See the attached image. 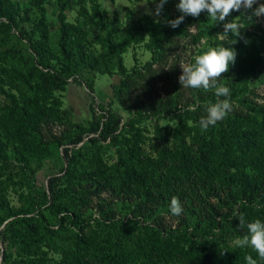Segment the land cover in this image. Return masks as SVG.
<instances>
[{
  "label": "trees",
  "instance_id": "1",
  "mask_svg": "<svg viewBox=\"0 0 264 264\" xmlns=\"http://www.w3.org/2000/svg\"><path fill=\"white\" fill-rule=\"evenodd\" d=\"M178 2L157 17L109 15L99 0H0V264H264L234 243L247 234L240 215L264 221V28L243 8L226 18L244 27L235 44L206 11L172 28ZM180 45L188 62L208 47L237 52L218 81L233 109L206 131L218 98L180 85ZM97 74L118 76L109 100L73 119L65 92L95 94Z\"/></svg>",
  "mask_w": 264,
  "mask_h": 264
},
{
  "label": "clouds",
  "instance_id": "2",
  "mask_svg": "<svg viewBox=\"0 0 264 264\" xmlns=\"http://www.w3.org/2000/svg\"><path fill=\"white\" fill-rule=\"evenodd\" d=\"M155 4L154 15L159 17L164 5L168 0H152ZM256 5L255 7H253ZM182 15L175 19L168 20L167 23L172 27H178L185 16L191 15L198 17L202 12H207L208 18L214 24L223 22V31L220 39L225 40L231 35L233 39L230 44H235V37L241 35L244 28L236 19L226 21V18L233 11L252 9V15L264 18V3L260 0H179L176 5ZM152 14V13H150ZM237 52L232 47L218 46L208 47L202 53L194 57V61L182 62L179 66L182 74L179 76V83L188 89H204L205 91L214 90L218 98L215 103L205 106L206 116L201 117L199 126L206 131L209 126H215L217 122L224 120L232 111L233 105L230 97V89L218 83L222 74L228 72L230 65L235 63ZM225 97V99H219ZM170 211L173 215L179 216L183 212V206L178 197L173 196L170 201ZM239 225L247 228V234L235 240L236 247H251L258 255L259 261H264V221L255 219L245 224L243 215L238 217ZM247 264H258V260L251 255L245 257Z\"/></svg>",
  "mask_w": 264,
  "mask_h": 264
},
{
  "label": "rangeland",
  "instance_id": "3",
  "mask_svg": "<svg viewBox=\"0 0 264 264\" xmlns=\"http://www.w3.org/2000/svg\"><path fill=\"white\" fill-rule=\"evenodd\" d=\"M102 7L105 8L109 15H111L112 11H118L121 15H125L127 11H134L136 16H139L144 13H152L154 15V10L148 5L147 0H135V1H128V0H99ZM261 3V2H260ZM47 8L51 11L52 7L47 5ZM74 13L69 12V17L74 18ZM54 16H49V22L52 32L55 31L56 26V19H53ZM257 21L264 28V18L257 17ZM192 31L195 32V28H192ZM185 44V42H183ZM180 45V49L175 51L177 54L180 55L178 62L176 63V68H178V75L182 74V69L179 66L182 62H188V54L189 51H185ZM136 53L139 56L140 61H145L149 57L148 52H144L143 48L138 47ZM124 63L127 67H130L133 64V56L131 51H128L124 56ZM118 76H109L107 74H97L96 75V82H95V94L90 93L89 90L83 84H77L71 82L67 91L64 95V100L66 106L70 109L73 119L75 120H84L89 116V108L91 105L92 100H94V104L97 103H106L109 98L111 92V82L116 81ZM161 85V83H158ZM256 91L260 92L261 94L264 93V84L261 85L259 88H256ZM93 97V98H92ZM123 116L125 113L121 111ZM41 180H45V170L42 169L37 176Z\"/></svg>",
  "mask_w": 264,
  "mask_h": 264
},
{
  "label": "water",
  "instance_id": "4",
  "mask_svg": "<svg viewBox=\"0 0 264 264\" xmlns=\"http://www.w3.org/2000/svg\"><path fill=\"white\" fill-rule=\"evenodd\" d=\"M1 252H3V249H1Z\"/></svg>",
  "mask_w": 264,
  "mask_h": 264
}]
</instances>
